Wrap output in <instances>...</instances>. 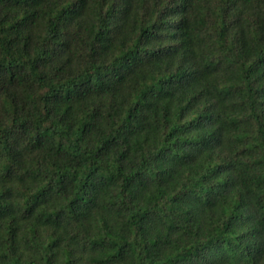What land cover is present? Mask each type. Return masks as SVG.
Here are the masks:
<instances>
[{
  "label": "trees",
  "instance_id": "trees-1",
  "mask_svg": "<svg viewBox=\"0 0 264 264\" xmlns=\"http://www.w3.org/2000/svg\"><path fill=\"white\" fill-rule=\"evenodd\" d=\"M0 264H264V0H0Z\"/></svg>",
  "mask_w": 264,
  "mask_h": 264
}]
</instances>
